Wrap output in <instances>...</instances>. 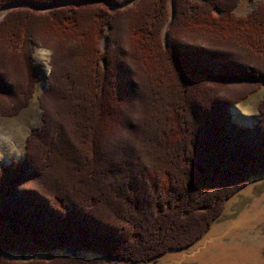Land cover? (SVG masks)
I'll return each mask as SVG.
<instances>
[{"label":"trees","instance_id":"obj_1","mask_svg":"<svg viewBox=\"0 0 264 264\" xmlns=\"http://www.w3.org/2000/svg\"><path fill=\"white\" fill-rule=\"evenodd\" d=\"M240 1L0 0L19 5L0 22L1 115L31 101L33 49L54 53L26 158L0 167V264H163L159 256L194 243L233 193L264 175V92L250 128L230 113L264 83V0L246 15L234 11ZM121 55L130 89H115ZM132 89L142 109L129 113L124 138L116 105Z\"/></svg>","mask_w":264,"mask_h":264},{"label":"rangeland","instance_id":"obj_2","mask_svg":"<svg viewBox=\"0 0 264 264\" xmlns=\"http://www.w3.org/2000/svg\"><path fill=\"white\" fill-rule=\"evenodd\" d=\"M261 1L263 0H241L235 7L234 11L238 15H246ZM17 7H19V5L11 4L0 8V22L4 20L7 13L15 11ZM29 7L44 11L50 6L29 5ZM108 30L109 28L105 29L103 36L100 39V47L102 49L107 47L105 33ZM125 49L126 48H123L124 52ZM119 58L121 60L120 63L119 61L118 63L123 65V67L118 69V79L119 77L120 79L119 83L117 82L115 84V89H125V87L126 89H130L131 86H129V84L134 82L135 77H129L124 71H122L123 68H128L126 56L121 55ZM38 65L40 66V72L36 78V84H34L35 91L31 97L29 105L15 115L0 114V155L5 157V159L0 160V167L11 165L12 163H21L26 158L25 151L27 138L31 133V129L41 124L42 110L40 108L39 97L42 96L47 89H50L51 84H48L49 77L46 76L43 66L41 64ZM74 75V78L78 79L79 76L77 73ZM262 78L263 77L260 78V81L263 82L264 80ZM126 83L127 86H125ZM53 89L57 88L53 86ZM133 92L132 89L129 93L128 99L124 103H118L117 101L119 105H116V107L119 106V108H121L119 109L118 114L122 119L117 122V126L118 129L120 127V134L123 135L124 138L126 132L130 131L129 128L126 127V124L135 120V116H129V113H131V110L136 111L135 108L142 109L140 101H137L135 92L134 94ZM263 92L264 83L258 93L252 95L245 101L234 104L230 107L231 120L234 124L236 123L237 126L243 128H250L255 122H257L260 117L258 104L263 98ZM29 93H31V91H29ZM137 96L139 95L137 94ZM52 99L54 100L55 98L53 97ZM55 101L58 102V100ZM142 103L144 104V100ZM10 106H12V103H10ZM145 109L146 108H144V110ZM59 110L62 117L67 116V104H64L62 110L61 108ZM111 123L114 125L113 120ZM135 125L138 127L140 126L137 120ZM151 130V140L161 138V134L159 136L160 132L157 125L154 126V129L151 128ZM124 138L123 140H125ZM132 138L135 139L134 136H132ZM56 142L57 141L55 140L54 143ZM142 142L144 143L145 139H143ZM132 147L135 149L134 146ZM154 148L158 149V147L155 146ZM54 149L56 153L54 155L55 159L53 160H55V162L53 161L52 164L55 165L59 160L56 156L57 154L59 155L62 153V148L60 146L57 147L56 145ZM64 154L66 155V158L69 154L68 158L73 159L69 149L65 150ZM56 170L57 173L64 171V173L67 174L68 172L64 165H59ZM52 177H54V174L46 176L47 179ZM50 254L51 256H58V254L65 255L60 252L48 253V255ZM29 255L30 254L27 255L21 253L5 254L6 257L11 258L14 261H24ZM33 256L42 257L43 255L41 253L30 255V257ZM158 260L163 264H264V175L250 177L247 184L233 193L231 197L225 201L220 214L211 222L209 228H207L202 236L194 243L183 249L169 250L159 256Z\"/></svg>","mask_w":264,"mask_h":264},{"label":"clouds","instance_id":"obj_3","mask_svg":"<svg viewBox=\"0 0 264 264\" xmlns=\"http://www.w3.org/2000/svg\"><path fill=\"white\" fill-rule=\"evenodd\" d=\"M53 56L54 53L50 47L37 46L33 49L32 59L34 62L43 66L44 72L47 77H49L53 71ZM3 159H5V157L3 155H0V160Z\"/></svg>","mask_w":264,"mask_h":264},{"label":"water","instance_id":"obj_4","mask_svg":"<svg viewBox=\"0 0 264 264\" xmlns=\"http://www.w3.org/2000/svg\"><path fill=\"white\" fill-rule=\"evenodd\" d=\"M69 255H70L71 257H76V256H77L76 250H75V249H70V250H69Z\"/></svg>","mask_w":264,"mask_h":264}]
</instances>
